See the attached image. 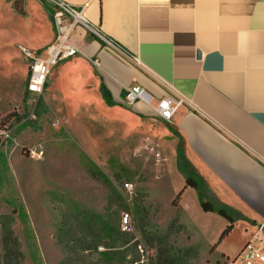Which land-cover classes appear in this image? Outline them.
I'll list each match as a JSON object with an SVG mask.
<instances>
[{
	"label": "crops",
	"instance_id": "1",
	"mask_svg": "<svg viewBox=\"0 0 264 264\" xmlns=\"http://www.w3.org/2000/svg\"><path fill=\"white\" fill-rule=\"evenodd\" d=\"M62 1L80 9L84 21L126 55L111 51L78 25L71 41L81 55L59 62L55 67L64 65L56 79L64 78L74 88L88 83L86 90L98 93L108 108L122 106L126 87L144 88L152 107L171 91L181 97L184 104L169 123L143 104L125 113L134 121L155 122L172 139L174 154L178 138L173 133L180 136L185 158L215 198L252 222L241 221L249 232L244 242L258 238L264 255V0ZM9 15L28 21L32 38L11 49L26 64L20 48L44 56L55 40L52 7L37 0H0V17ZM26 75L25 93L32 97L29 71ZM101 85L112 106L102 99ZM177 179L182 188L183 180ZM179 204L205 239L210 221L219 222L221 229L226 225L215 213L200 209L189 187L182 190ZM207 244L230 259L244 246L230 251L213 241Z\"/></svg>",
	"mask_w": 264,
	"mask_h": 264
},
{
	"label": "rangeland",
	"instance_id": "2",
	"mask_svg": "<svg viewBox=\"0 0 264 264\" xmlns=\"http://www.w3.org/2000/svg\"><path fill=\"white\" fill-rule=\"evenodd\" d=\"M28 25L0 17V217L10 218L22 255L17 264H97L104 248L81 249L98 242L88 229L80 233L83 216L86 224L96 219L119 225L139 244L142 264L153 263L159 237L167 239L172 254L188 250L185 264H228L231 259L207 241L232 251L249 232L241 220L220 241L217 221L206 224V239L198 231L177 197V178L184 179L173 141L155 122L130 119L123 104L103 106L98 93L86 90L88 83L74 88L56 79L64 63L50 72L35 104L25 94L28 64L11 47L30 43ZM119 195L125 198L121 210Z\"/></svg>",
	"mask_w": 264,
	"mask_h": 264
},
{
	"label": "trees",
	"instance_id": "3",
	"mask_svg": "<svg viewBox=\"0 0 264 264\" xmlns=\"http://www.w3.org/2000/svg\"><path fill=\"white\" fill-rule=\"evenodd\" d=\"M100 94L107 106L113 105L111 96L103 85L100 86ZM173 136L178 138V143L175 148V166L184 179V185L177 193V197H180L184 188L189 187L193 189L197 194L200 209L205 213H215L226 222L218 241L231 232L236 220L246 221L251 224L252 222L247 220L242 214L222 204L215 198L205 182L185 158L183 153V142L180 136L175 132ZM117 199L119 203L118 207L121 210L124 207L125 198L119 195ZM86 220L87 219L83 216L79 223L78 229L80 233L83 234V229L86 228L91 235L96 237L98 242L96 244L91 243L90 245L82 246L81 249L83 251L96 252L97 246H102L104 251L98 252L100 260H98L99 262H97V264H142L138 257L139 252L137 247L139 244L137 242H132L133 238L131 235L122 231L119 225L115 226L112 222L100 223L96 219H92L89 221V224H86ZM10 222L9 217H0V264H17V261L22 257L17 239L13 236ZM155 240L160 248L152 264H185L188 250H184L179 255L172 254L167 250V239L159 237ZM131 256H133V258ZM128 257L130 258L128 259Z\"/></svg>",
	"mask_w": 264,
	"mask_h": 264
},
{
	"label": "built area",
	"instance_id": "4",
	"mask_svg": "<svg viewBox=\"0 0 264 264\" xmlns=\"http://www.w3.org/2000/svg\"><path fill=\"white\" fill-rule=\"evenodd\" d=\"M52 7V20L55 30V40L50 44L44 56H35L25 48H20L21 53L28 61V82L27 92L32 96V102L43 95L45 83L52 70L59 62L81 55V51L72 43L71 34L76 26H83L86 30L97 36L104 45L111 51L119 54H125L124 50L115 44L112 40L102 36L98 31L91 28L82 18L80 9H76L62 0H38ZM126 55V54H125ZM131 61L135 58L131 57ZM98 67L97 61H91ZM152 96L142 87L133 86L124 88L122 97L123 105L131 108L136 104H143L153 111V113L162 121L169 123L172 116L178 110L184 101L172 91L161 99L155 107L151 106ZM5 135L7 134L4 133ZM125 191H130L132 185L125 183ZM127 227L128 215L123 219ZM264 255L262 253V243L258 238L248 241L244 244L237 255L232 258L228 264H263Z\"/></svg>",
	"mask_w": 264,
	"mask_h": 264
}]
</instances>
